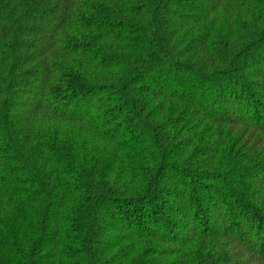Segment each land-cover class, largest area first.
Returning a JSON list of instances; mask_svg holds the SVG:
<instances>
[{
    "label": "trees",
    "instance_id": "obj_1",
    "mask_svg": "<svg viewBox=\"0 0 264 264\" xmlns=\"http://www.w3.org/2000/svg\"><path fill=\"white\" fill-rule=\"evenodd\" d=\"M0 264H264V0H0Z\"/></svg>",
    "mask_w": 264,
    "mask_h": 264
}]
</instances>
